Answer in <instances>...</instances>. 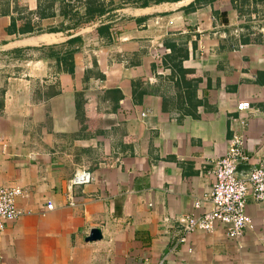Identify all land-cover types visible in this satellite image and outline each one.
<instances>
[{
  "label": "crops",
  "instance_id": "obj_1",
  "mask_svg": "<svg viewBox=\"0 0 264 264\" xmlns=\"http://www.w3.org/2000/svg\"><path fill=\"white\" fill-rule=\"evenodd\" d=\"M197 1L100 0L108 13L86 24L83 1L0 0V189L23 192L2 264H264L252 196L241 240L218 224L181 242L179 217L212 210L233 136L252 168L264 156V0ZM103 25L110 38L92 36ZM156 42L172 51L166 75ZM83 170L92 181L71 206ZM94 229L103 239L87 242Z\"/></svg>",
  "mask_w": 264,
  "mask_h": 264
},
{
  "label": "built area",
  "instance_id": "obj_2",
  "mask_svg": "<svg viewBox=\"0 0 264 264\" xmlns=\"http://www.w3.org/2000/svg\"><path fill=\"white\" fill-rule=\"evenodd\" d=\"M161 26V22H156ZM172 25V23H170ZM152 61L159 65V74L166 75L168 69L164 66V59L171 51L161 42L152 46ZM249 110L246 103L239 104L237 111L243 113ZM143 117L146 115L143 114ZM244 125V122H241ZM246 141L243 135H234L229 142V147L221 159L214 164L212 174L215 184L208 200L212 210L202 217L181 216L178 224L184 236L181 242L185 243L187 237L197 231L212 233L218 224L228 226L227 236L232 240H241L247 228L252 226V219L247 214V199L252 196L258 202H264V156L259 166L253 168L247 176L241 177L237 169L249 165L250 157L245 152ZM92 175L88 171H77L69 183L70 205L75 206L73 190L75 187H84L90 184ZM23 195L19 188L0 189V240L8 223L19 219L23 213L17 208L16 201ZM48 210H53L54 205L49 203ZM195 208L200 209L201 203L196 202ZM241 247V246H240ZM0 264L2 259L0 256Z\"/></svg>",
  "mask_w": 264,
  "mask_h": 264
},
{
  "label": "trees",
  "instance_id": "obj_3",
  "mask_svg": "<svg viewBox=\"0 0 264 264\" xmlns=\"http://www.w3.org/2000/svg\"><path fill=\"white\" fill-rule=\"evenodd\" d=\"M100 0H85V2L87 3V9H86V24L89 22H92L93 20H97L99 17L104 16L106 13H108V9L106 7V5L104 4V2H102L101 4L99 3ZM132 1H136L137 3L140 2V6L142 8H147L149 7L151 4H161V3H165V2H177V0H132ZM200 1H208V0H199L197 1V3H200ZM214 1V0H212ZM99 3V4H98ZM190 12L195 11V6L191 5L189 6L188 10ZM110 33H111V27L109 25H103L100 28L96 29L92 36L94 37H103V38H110ZM81 39L76 38L74 40L71 41L72 44L80 42ZM166 46V45H165ZM168 48V47H167ZM169 49V48H168ZM171 51V49H169ZM172 53V51H171ZM170 53V54H171ZM167 55L164 59V66L165 68H167L166 66V60L167 57L170 56Z\"/></svg>",
  "mask_w": 264,
  "mask_h": 264
},
{
  "label": "water",
  "instance_id": "obj_4",
  "mask_svg": "<svg viewBox=\"0 0 264 264\" xmlns=\"http://www.w3.org/2000/svg\"><path fill=\"white\" fill-rule=\"evenodd\" d=\"M252 170L253 168L250 165H243L237 169V173L239 176L245 177L247 176L248 173H251ZM102 239H103L102 231L100 229H94L91 232L90 236L86 239V241L97 242V241H101Z\"/></svg>",
  "mask_w": 264,
  "mask_h": 264
},
{
  "label": "rangeland",
  "instance_id": "obj_5",
  "mask_svg": "<svg viewBox=\"0 0 264 264\" xmlns=\"http://www.w3.org/2000/svg\"><path fill=\"white\" fill-rule=\"evenodd\" d=\"M69 1H73V0H69ZM77 1L85 2V0H76V3ZM104 1H106L108 5L117 4L119 9L135 8V7L140 6V2L137 3L136 1L134 2L132 0H104Z\"/></svg>",
  "mask_w": 264,
  "mask_h": 264
}]
</instances>
